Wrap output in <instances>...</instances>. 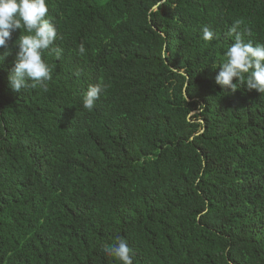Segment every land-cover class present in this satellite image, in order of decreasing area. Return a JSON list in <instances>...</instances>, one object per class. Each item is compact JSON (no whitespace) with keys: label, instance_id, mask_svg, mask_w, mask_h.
Wrapping results in <instances>:
<instances>
[{"label":"trees","instance_id":"16d2710c","mask_svg":"<svg viewBox=\"0 0 264 264\" xmlns=\"http://www.w3.org/2000/svg\"><path fill=\"white\" fill-rule=\"evenodd\" d=\"M155 2L47 0L62 50L43 54L47 91L10 88L12 33L0 264H120L102 251L118 237L134 264H264V94L215 83L234 21L264 44V0Z\"/></svg>","mask_w":264,"mask_h":264},{"label":"clouds","instance_id":"9594fccd","mask_svg":"<svg viewBox=\"0 0 264 264\" xmlns=\"http://www.w3.org/2000/svg\"><path fill=\"white\" fill-rule=\"evenodd\" d=\"M167 0H156L153 9H158ZM47 0H0V64H3L10 54L9 41L12 33L21 30L19 38L13 42L17 47V59L8 74L10 88L15 92L29 87L38 86L47 91V82L52 78V67L42 58L45 50L54 53L59 59L61 49L53 47L58 38L57 25L49 18ZM241 21L236 20L227 32L233 37V42L224 53L223 61L215 76V83L223 89H238V84L245 85L248 90H256L264 94V44H254L252 40L245 41L238 32ZM202 39L210 42L215 38L214 31L209 26H203ZM251 35L250 30H245ZM85 51L83 44L79 52ZM217 65L213 64V68ZM234 78L236 82L234 83ZM101 84H92L83 96V107L91 111L104 92ZM104 254L120 262L134 264L135 252L123 238H117L111 245H104Z\"/></svg>","mask_w":264,"mask_h":264}]
</instances>
